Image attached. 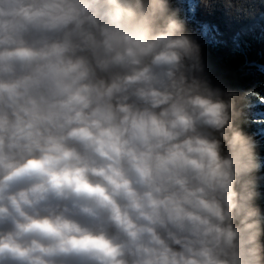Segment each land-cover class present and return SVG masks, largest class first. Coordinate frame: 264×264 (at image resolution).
<instances>
[{
  "label": "clouds",
  "instance_id": "clouds-1",
  "mask_svg": "<svg viewBox=\"0 0 264 264\" xmlns=\"http://www.w3.org/2000/svg\"><path fill=\"white\" fill-rule=\"evenodd\" d=\"M241 95L170 0H0V264H264Z\"/></svg>",
  "mask_w": 264,
  "mask_h": 264
},
{
  "label": "trees",
  "instance_id": "trees-1",
  "mask_svg": "<svg viewBox=\"0 0 264 264\" xmlns=\"http://www.w3.org/2000/svg\"><path fill=\"white\" fill-rule=\"evenodd\" d=\"M170 5L200 44L212 86L242 94L236 101L239 122L264 162V0H170ZM256 175V203L264 215V167Z\"/></svg>",
  "mask_w": 264,
  "mask_h": 264
}]
</instances>
